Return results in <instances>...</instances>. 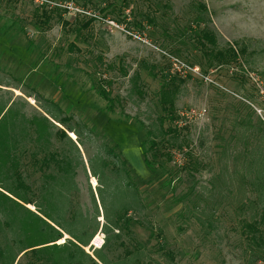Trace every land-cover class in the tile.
I'll return each mask as SVG.
<instances>
[{
  "label": "rangeland",
  "instance_id": "1",
  "mask_svg": "<svg viewBox=\"0 0 264 264\" xmlns=\"http://www.w3.org/2000/svg\"><path fill=\"white\" fill-rule=\"evenodd\" d=\"M49 1L53 5L0 0V75L19 86L4 90L28 101L29 115L37 104L26 94H42L60 103L73 117V125L81 123L94 132H83L85 147L80 149L88 175L82 167L77 170L80 191L71 198L74 206L92 216L94 197L100 213V229L85 251L93 254L107 245L104 253L110 261L135 257L139 264H264V250L260 252L249 242L234 208L221 206L218 227L208 237L193 223L182 230L177 221L187 207L183 197L190 192L191 182L196 180V187L208 184L219 172L224 152L234 168L232 157L243 149L234 130L235 118H247L252 125L258 119L264 121V0ZM68 3L84 13L66 9ZM201 5L207 8L208 24L197 22L203 14ZM44 13L50 16L47 23ZM91 19L94 22L87 28ZM205 27L220 35L222 46L248 43L249 51H255L247 57L248 63L240 58L228 67L208 68L196 46V36ZM173 58L196 64L215 83H205L197 75L177 74ZM175 75L179 94L173 125L180 135V148L164 145L162 151L172 161L164 169L151 171L141 151L146 139L141 123L147 125L146 117L160 113L158 92ZM94 82L104 83L111 91L115 113L107 110V102L92 88ZM94 134L106 136L121 153L136 185V207L122 212L119 230L108 234L103 231L107 222L100 184L88 164L100 151ZM55 146L65 148L58 141ZM147 149L152 159L153 151ZM104 157L107 174L116 180V160ZM24 163L26 182L37 200L45 170L33 163L30 154ZM196 163L198 171L193 170ZM3 241L0 235L1 245ZM64 243V239L57 242ZM16 264L43 261L29 250Z\"/></svg>",
  "mask_w": 264,
  "mask_h": 264
},
{
  "label": "trees",
  "instance_id": "2",
  "mask_svg": "<svg viewBox=\"0 0 264 264\" xmlns=\"http://www.w3.org/2000/svg\"><path fill=\"white\" fill-rule=\"evenodd\" d=\"M201 11L203 14L197 22L210 23L206 6L201 5ZM43 16L45 23L50 21L46 13ZM89 22L87 28L94 19ZM196 37V46L212 70L228 67L240 58L248 63L247 57L255 52L249 51L248 43L239 47L229 43L222 46L220 35L209 27L202 29ZM70 46L76 49V46ZM177 78V75L170 76L158 92L160 113L156 117H146L147 125L141 123L146 129L141 151L144 163L151 171L155 167L164 169L168 161H172L170 155H164V145L180 148V135L173 125L177 120ZM4 87L18 89L19 86L15 87L0 75V235L4 239V245L0 244V264H16L18 258L29 250L43 264H139L135 257L110 261L104 253L107 245L94 250L93 254L85 251L100 229V213L94 197L95 213L92 216L84 213L80 206H74L71 198L80 191L76 182L77 170L82 167L88 173L80 149L85 147L83 132L93 134V130L81 123L73 125V117L67 115L61 104L42 94H26L37 104V110L29 115L28 101L15 97ZM92 88L107 102V110L115 113L116 99L104 83L94 82ZM137 92L142 94L139 89ZM141 117L137 115L138 119ZM233 126L238 142L243 144L242 151L232 157L234 168L224 152L220 170L208 184L196 187V180L191 182L190 192L183 197L187 207L177 218L178 226L184 230L193 223L205 236H211L218 227L217 213L226 205L237 211L249 242L261 252L264 250V121L258 119L252 125L249 119L237 117ZM69 134L77 139L73 140ZM93 138L100 141V151L89 158L88 164L91 175L100 184L99 196L107 222L103 231L108 234L114 229L119 230L122 212L136 207V185L126 160L116 147L111 146L107 137L99 138L94 134ZM57 141L65 148L57 149ZM146 147L147 151H153L152 159L147 157ZM29 154L33 163L45 170L37 200L33 199L32 188L24 174V159ZM105 155L117 162L116 180L106 172ZM193 170L198 171L197 163ZM63 239L65 243L58 245L57 242Z\"/></svg>",
  "mask_w": 264,
  "mask_h": 264
},
{
  "label": "built area",
  "instance_id": "3",
  "mask_svg": "<svg viewBox=\"0 0 264 264\" xmlns=\"http://www.w3.org/2000/svg\"><path fill=\"white\" fill-rule=\"evenodd\" d=\"M34 2L36 4H38L39 6H48L49 4L53 5V3L50 2L49 0H34ZM64 7L66 9H69L72 11L84 13V11H82V10L80 11V9L78 7H74L70 3H68ZM86 14L93 17V15H91V13H86ZM94 18L100 19L97 16H94ZM100 20H102V19H100ZM105 22L111 23L113 26H115L114 22H109L107 20ZM171 62H172V66L175 67L174 72H176V70H177V74L179 73V74L184 75V76H186L187 74L197 75V76H200L202 78V81H204L205 83H208L210 85L215 83L208 75L203 74L199 67H196V66L192 67V66L188 65L187 63H185V62H183L177 58H173V60Z\"/></svg>",
  "mask_w": 264,
  "mask_h": 264
},
{
  "label": "water",
  "instance_id": "4",
  "mask_svg": "<svg viewBox=\"0 0 264 264\" xmlns=\"http://www.w3.org/2000/svg\"><path fill=\"white\" fill-rule=\"evenodd\" d=\"M58 125V124H57ZM59 126V125H58Z\"/></svg>",
  "mask_w": 264,
  "mask_h": 264
}]
</instances>
